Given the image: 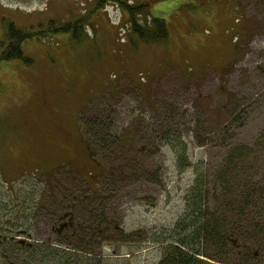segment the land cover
I'll use <instances>...</instances> for the list:
<instances>
[{
  "label": "rangeland",
  "instance_id": "rangeland-1",
  "mask_svg": "<svg viewBox=\"0 0 264 264\" xmlns=\"http://www.w3.org/2000/svg\"><path fill=\"white\" fill-rule=\"evenodd\" d=\"M101 2L0 0V40L4 19L37 34L31 64L0 63V264H158L152 235L184 215L194 167L211 214L230 159L264 173V0H127L165 22L160 43ZM80 12V36H39Z\"/></svg>",
  "mask_w": 264,
  "mask_h": 264
},
{
  "label": "trees",
  "instance_id": "trees-1",
  "mask_svg": "<svg viewBox=\"0 0 264 264\" xmlns=\"http://www.w3.org/2000/svg\"><path fill=\"white\" fill-rule=\"evenodd\" d=\"M102 0H97L96 5H102ZM119 4L129 17L130 26L129 32L136 35L141 41L146 43H160L168 38L169 32L165 22L158 18L152 17L150 21L140 22L138 17L143 14H150L151 4L133 3L127 0H113ZM93 10L90 11L92 13ZM74 14V10L71 12ZM82 12H80L81 14ZM73 20H49L44 28L43 23L38 25L41 30L40 35L45 33H64L72 32L75 36L84 33V22H86V13L76 15ZM5 28L0 40V63L10 61L13 59L22 60L27 65L31 64L33 60L26 56L22 50V43L32 37L35 32L28 31L16 25L12 20H3ZM37 28V29H38ZM33 29V28H30ZM168 143L172 148L176 149L177 144H173L170 140ZM89 156L91 159V152L88 144L85 142ZM184 153L187 147H183ZM176 153V152H175ZM178 157V156H177ZM187 159V157H186ZM92 166L94 160L91 159ZM186 165H189L187 161ZM238 163L232 159L221 169V175L229 179L232 176H238L240 168ZM95 167V166H94ZM93 168V167H92ZM198 167H194L195 178L190 191L187 194V206L184 215L177 221L172 228H163L158 233L152 235V241L155 244H160L163 248V253L158 264H217L221 257L229 259V256L236 255V252L230 245L229 239L224 238L223 243H219L216 229L214 214L208 212L203 208L205 200L204 180L202 172L198 171ZM95 171L90 169L88 175H95ZM263 176L252 179L262 181ZM221 245V246H220ZM213 247L215 254H209L207 248ZM254 251L253 249L249 250ZM211 258L216 263H210L205 258ZM219 257V258H218Z\"/></svg>",
  "mask_w": 264,
  "mask_h": 264
},
{
  "label": "flooded vegetation",
  "instance_id": "flooded-vegetation-1",
  "mask_svg": "<svg viewBox=\"0 0 264 264\" xmlns=\"http://www.w3.org/2000/svg\"><path fill=\"white\" fill-rule=\"evenodd\" d=\"M214 220L220 244L228 237L237 256L264 262V179L254 183L251 174L241 168L238 176L229 179L220 173L215 184Z\"/></svg>",
  "mask_w": 264,
  "mask_h": 264
}]
</instances>
